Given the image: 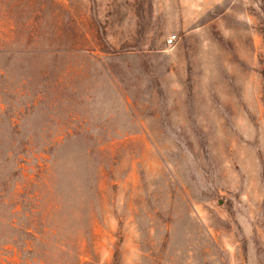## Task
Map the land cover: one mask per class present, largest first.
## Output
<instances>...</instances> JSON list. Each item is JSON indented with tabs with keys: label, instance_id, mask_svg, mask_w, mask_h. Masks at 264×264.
<instances>
[{
	"label": "rangeland",
	"instance_id": "1",
	"mask_svg": "<svg viewBox=\"0 0 264 264\" xmlns=\"http://www.w3.org/2000/svg\"><path fill=\"white\" fill-rule=\"evenodd\" d=\"M0 264H264V0H0Z\"/></svg>",
	"mask_w": 264,
	"mask_h": 264
},
{
	"label": "built area",
	"instance_id": "2",
	"mask_svg": "<svg viewBox=\"0 0 264 264\" xmlns=\"http://www.w3.org/2000/svg\"><path fill=\"white\" fill-rule=\"evenodd\" d=\"M174 39V35H171L170 37H168V42H171Z\"/></svg>",
	"mask_w": 264,
	"mask_h": 264
}]
</instances>
